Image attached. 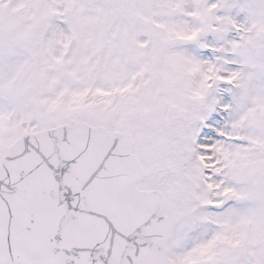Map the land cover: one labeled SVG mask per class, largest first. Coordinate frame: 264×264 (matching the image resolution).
I'll use <instances>...</instances> for the list:
<instances>
[{"label":"snow or ice","instance_id":"snow-or-ice-1","mask_svg":"<svg viewBox=\"0 0 264 264\" xmlns=\"http://www.w3.org/2000/svg\"><path fill=\"white\" fill-rule=\"evenodd\" d=\"M0 264H264V0H0Z\"/></svg>","mask_w":264,"mask_h":264}]
</instances>
